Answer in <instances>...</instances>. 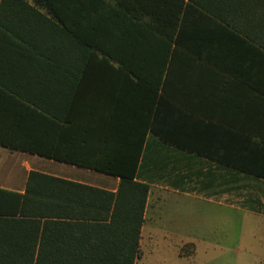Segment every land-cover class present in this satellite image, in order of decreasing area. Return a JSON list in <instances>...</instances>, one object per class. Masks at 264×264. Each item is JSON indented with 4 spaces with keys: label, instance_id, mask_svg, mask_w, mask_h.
<instances>
[{
    "label": "crops",
    "instance_id": "0c3cea01",
    "mask_svg": "<svg viewBox=\"0 0 264 264\" xmlns=\"http://www.w3.org/2000/svg\"><path fill=\"white\" fill-rule=\"evenodd\" d=\"M150 7L167 8L168 25L176 22L174 0ZM4 9L0 26L32 28L45 39L46 18L25 4ZM179 24L180 42L174 34L167 52L154 38L150 49L122 44L121 60L93 55L71 93L61 66L48 65L61 54L28 49V35L0 33V123L8 145L40 149L0 143V188L24 193L39 171L117 192L121 177L96 163L123 168L128 155L132 162L139 155L135 179L150 185L140 250L160 243L167 210L193 200L264 218V177L244 171L264 168V1L185 0ZM79 57L71 54L76 64ZM33 121L38 132L28 127ZM186 244L196 250L193 240Z\"/></svg>",
    "mask_w": 264,
    "mask_h": 264
},
{
    "label": "trees",
    "instance_id": "16d2710c",
    "mask_svg": "<svg viewBox=\"0 0 264 264\" xmlns=\"http://www.w3.org/2000/svg\"><path fill=\"white\" fill-rule=\"evenodd\" d=\"M34 2L51 17L26 0H2L0 14L8 5L25 4L32 13L46 18L47 30L42 32L45 39L38 40L32 28L16 25H1L0 33L28 35V49L61 54L62 58L49 56L48 65L61 66L62 73L58 76L69 86V93L86 75L93 55L102 53L121 60L122 44L150 49L154 38H159L165 41L167 52L166 45L170 47L174 34L176 43L180 42L183 25L179 21L185 0H174L176 9L172 16L176 22L169 25L167 8L152 9L150 0ZM74 52L80 54L79 64L71 58ZM76 65L80 73L75 72ZM17 125L23 132L24 123ZM38 126V121H33L28 127L38 132ZM6 127V122L0 123L1 144L40 152L35 143L8 145ZM161 136L176 142L174 137ZM208 156L222 158L212 153ZM138 158L136 155L132 162L128 155L123 168L96 163L99 170L121 177L117 192L39 171L30 172L24 193L0 188V264H136L141 255L140 237L150 192L148 183L135 179ZM233 163L238 165L236 161ZM244 171L264 177V168Z\"/></svg>",
    "mask_w": 264,
    "mask_h": 264
},
{
    "label": "rangeland",
    "instance_id": "374dc122",
    "mask_svg": "<svg viewBox=\"0 0 264 264\" xmlns=\"http://www.w3.org/2000/svg\"><path fill=\"white\" fill-rule=\"evenodd\" d=\"M181 206L167 210L169 226L160 243L141 250L139 264H264L263 217L197 200Z\"/></svg>",
    "mask_w": 264,
    "mask_h": 264
}]
</instances>
